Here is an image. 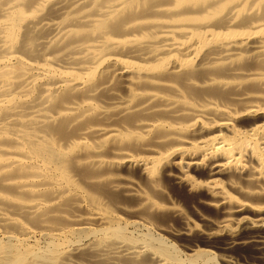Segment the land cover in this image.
Listing matches in <instances>:
<instances>
[{
	"label": "bare ground",
	"instance_id": "obj_1",
	"mask_svg": "<svg viewBox=\"0 0 264 264\" xmlns=\"http://www.w3.org/2000/svg\"><path fill=\"white\" fill-rule=\"evenodd\" d=\"M124 165L186 187L173 168L237 178L226 184L238 196L204 185L246 233L222 248L264 260V219L236 217L264 194V0H0V264H215L210 251L182 259L161 231L90 194L134 190Z\"/></svg>",
	"mask_w": 264,
	"mask_h": 264
},
{
	"label": "rangeland",
	"instance_id": "obj_2",
	"mask_svg": "<svg viewBox=\"0 0 264 264\" xmlns=\"http://www.w3.org/2000/svg\"><path fill=\"white\" fill-rule=\"evenodd\" d=\"M101 140H103V139H100L99 141H101ZM89 142H90V139L88 140ZM90 143H92L93 144V141L91 140V142ZM122 167L124 168L123 170H122ZM169 167H171V165L169 166ZM185 167V168H184ZM184 167H178V169H179V171L177 170V168L174 170V168H173V173L174 174H179V173H183V175H185V176H182V177H184V179L185 180H187L189 183H190V187H186V186H184V185H181V184H177V183H173L174 181H172L169 177H163L162 178V174L159 172V173H157L156 175H154V176H152V174H150V173H147V172H143L138 166H121V168L119 167L118 169H119V172L120 171H123V172H118V170H117V173L120 175V176H123L124 178H127V179H130V180H132V182H134L135 184H136V186L134 187V190H131L130 192H129V194L128 193H125V192H121V191H119L118 192V190H115V191H110V190H108L107 189V187H105L104 188V190L102 189V190H98V189H96V191L100 194V192H101V194L99 195L98 193L96 194V192H95V188H94V190H90V194L96 199V200H98L99 202H102L101 203V206H104V209H106V211H109V212H111V213H113V214H119L122 218H124V219H127V220H138V221H140L141 220V222H143L146 226H148V227H151L152 228V230L153 231H157L158 233L160 232V234L162 235V237L164 238V239H166V241L167 242H169V243H172L173 245H175V247L177 248V250L179 251V254H180V257L182 258V259H187V258H190V257H196V255L198 254V253H200V252H202V251H210L213 255H214V259H215V264H264V260L263 259H258V254L256 253V251L255 250H252V246H249V248L250 249H248L247 247L248 246H243V248H241V247H239V246H233V247H231L230 249H232V250H230V249H228V250H224L223 248H222V243H223V241L224 242H230V241H233L235 238H239L240 236H242L243 234H246V233H244L243 231L241 232L240 230H241V227H240V223L238 222V221H236V220H233L232 219V221H233V223H232V221L230 222V220L229 221H226L225 219H227L222 213L220 214V209L218 208L219 206L217 205V198H218V196L217 195H215V194H213V193H210V192H208V191H206V190H204V185H205V183L207 182V181H210L211 179H217V180H219L221 183H223V184H221L220 183V185L222 186V187H224L226 190H228L229 192H231L232 194H234L235 196H238L235 192H233V191H231L230 189H228V185L227 184H229L230 183V181H235L236 182V179L237 178H235L234 176H232V177H227V173L226 174H221V173H218V174H216V176L215 175H213V176H209V175H207L206 173H205V171H203L204 169L202 168L201 169V167H200V170H202V171H200L199 170V168H194V167H189V166H184ZM128 168V169H127ZM134 169V172H132L133 173V176H131L132 175V173L130 174V169ZM138 168V169H137ZM190 168V169H189ZM121 169V170H120ZM126 169V170H125ZM185 169V170H184ZM188 169V170H187ZM111 170H113V169H110L109 171H111ZM136 170V171H135ZM139 170V171H138ZM190 170V171H189ZM193 170V171H192ZM130 171V172H129ZM181 171V172H180ZM195 171V172H194ZM128 172H129V174H128ZM138 172V173H137ZM144 174H143V173ZM176 172H178V173H176ZM191 174H190V173ZM193 172V173H192ZM202 172H203V176H202ZM229 173H228V175H230L231 174V172L232 171H228ZM126 175H125V174ZM141 173V174H140ZM197 173H199V176L196 174V176H195V174ZM128 174V175H127ZM134 174H136V175H134ZM193 174V175H192ZM205 174V175H204ZM146 175V176H145ZM149 175V176H148ZM201 175V176H200ZM207 175V176H206ZM220 175V176H219ZM126 176V177H125ZM158 176V177H157ZM160 176V177H159ZM187 176V177H186ZM215 176V177H214ZM224 178H222V177ZM135 177H137V178H135ZM145 177V178H144ZM146 177H148V178H146ZM196 177V178H195ZM199 177V178H198ZM208 177H209V179H208ZM234 177V178H233ZM155 178V179H154ZM191 178V179H190ZM202 178V179H201ZM221 178V179H220ZM227 178V179H226ZM138 179H140L139 181L141 182V183H143L144 184V181H149V180H151V179H153L154 180V185H152L151 184V181H149V182H145V184H144V186H146L147 188H148V186H149V188L148 189H150V186H151V190L153 191V189L156 191L157 189L158 190H160L161 192H162V195H164L163 197H161L160 196V191H158L157 190V192H155L154 194L150 191V190H146V187H144L143 186V184H141V183H139V181H138ZM144 179V180H143ZM163 179L165 180V181H163ZM167 179H168V181H167ZM195 179V180H194ZM224 180V182H222L223 180ZM156 180H157V182H156ZM191 180V181H190ZM197 180V182H195ZM203 180V181H202ZM230 180V181H229ZM163 181V182H162ZM229 181V182H228ZM160 182H162V183H160ZM168 182V184H169V182H171V184H169L170 186H166V183ZM237 182H239L238 181V179H237ZM157 183V184H156ZM193 183V184H192ZM203 183V184H202ZM227 183V184H226ZM137 184H138V187H139V189H138V187H137ZM160 184V185H159ZM167 184V185H168ZM177 184V185H176ZM142 185V186H141ZM163 185V186H162ZM174 185V186H173ZM176 185V186H175ZM192 185H193V187H192ZM200 185V186H199ZM227 185V186H226ZM245 185V184H244ZM140 186L142 187V188H140ZM167 187V188H165V187ZM181 186V187H180ZM82 188H83V186H81ZM137 187V188H136ZM171 187H173L172 188V190H171V188H170V190L168 191L167 189H169V188ZM175 187H176V189L178 190L179 189V187H180V189H182V190H180L179 189V192L177 191L176 192V189H175ZM186 187V188H185ZM198 188H199V190H198ZM84 189H87V188H84ZM142 189H144V190H142ZM175 191H174V190ZM186 191H185V190ZM188 189V190H187ZM193 189V190H192ZM204 190V192L203 193H201L203 190ZM106 190H107V192H106ZM112 190V189H111ZM139 190H140V192H139ZM183 190H184V192L186 193H183ZM94 191V192H93ZM172 191H174V192H172ZM182 191V192H181ZM193 191H194V193H195V191H196V193H195V196L197 197V199H196V197L194 196V194H193ZM103 192V193H102ZM110 192V193H109ZM114 192V193H113ZM151 192V193H150ZM164 192V193H163ZM167 192V193H166ZM190 192V193H189ZM200 192V194H198V193ZM113 193V194H112ZM120 193H122L121 194V196H120ZM133 195H132V194ZM144 195H143V194ZM150 193V194H149ZM160 193V194H159ZM193 195H192V194ZM207 193V194H206ZM109 194H111V196L109 195ZM117 194H119L118 196L119 197H121V198H123V199H125L126 198V200L124 201V202H120V199L121 198H119L118 196H116ZM126 196H125V195ZM141 194V195H140ZM152 194L154 195V197L152 196ZM176 194V195H175ZM178 194V195H177ZM191 194V195H190ZM213 194V195H212ZM106 197H105V196ZM130 195H132V196H130ZM156 195H159V196H156ZM173 195V196H172ZM180 195L182 196V197H180ZM190 197H189V196ZM199 195H201V196H199ZM210 195V196H209ZM104 196V197H103ZM107 196H109L110 197V199H111V197H116L115 199H114V197L112 198L113 199V201H111ZM129 196V197H128ZM135 196H137V197H135V198H144L143 200L142 199H140V200H138V199H135L134 197ZM166 196V197H165ZM175 196H177L176 198H175ZM184 196H187V199H185L186 197H184ZM193 196V197H192ZM102 197H103V199H102ZM130 197H131V199L133 198V201L132 200H128V198L130 199ZM148 197V198H147ZM188 197H189V199H188ZM191 197L193 198V199H196V200H193V199H191ZM201 197V198H200ZM259 197V198H258ZM119 198V199H118ZM152 198V199H151ZM161 198H163L162 200L164 201L165 200V198H167L166 200H167V202H166V200L164 201V202H166V203H164L163 201H160L161 200ZM170 198V199H169ZM183 198V199H182ZM209 198V200H207ZM212 198V199H211ZM251 198V199H250ZM250 198H247V202H248V204L252 207V210H251V212L250 211H243V213L241 212L240 213V215L238 214V216H236L237 218H240V217H243L244 218V220H246L247 222H249L250 224H257V222H258V220H262V219H264V215H263V213H262V211H261V207L262 206H264L263 204H264V194H257V195H254V197L252 196V197H250ZM254 198V199H253ZM259 200H258V199ZM109 199V203L106 201V200H108ZM149 199V200H148ZM156 199V200H155ZM159 199V200H158ZM173 199H174V201H173ZM181 199V200H180ZM105 200V201H104ZM135 200V201H134ZM150 200H151V202H150ZM177 200H178V203H177ZM214 200V201H213ZM114 201H116L115 203H114ZM121 201H123V200H121ZM127 201V202H126ZM157 201V202H156ZM176 201V202H175ZM195 201H197L198 202V204H197V202H196V204H195ZM201 201V202H200ZM257 202V203H253V202ZM260 201V202H259ZM113 202V203H112ZM119 202V203H118ZM126 202V203H125ZM133 202H135V203H133ZM138 202V203H137ZM170 202H172V203H170ZM183 202H185V203H187L188 205L190 204V206H188L187 204H183ZM190 202V203H189ZM215 202V203H214ZM127 203L129 204V205H127ZM132 203H133V205H132ZM143 203V204H142ZM150 204L151 206L149 207L148 206V204ZM152 203V204H151ZM155 203V204H154ZM169 203V204H168ZM173 203H174V205H173ZM203 203V204H202ZM213 203V204H212ZM114 204V205H113ZM130 204L132 205V206H130ZM168 204V205H167ZM172 204V205H171ZM175 204H177V205H175ZM194 204V205H193ZM200 204V205H199ZM210 204V205H209ZM215 204V205H214ZM257 204V205H256ZM148 206V207H146V206ZM188 206V207H186V206ZM200 206V207H196V206ZM207 205H209L210 207H208L207 208V206L205 207V206ZM123 206V208H125V209H127V210H129L130 212H127V213H125L124 211H122V210H120V207H122ZM139 208H138V207ZM146 207V209H147V211L145 210V207ZM152 206H154V207H152ZM165 206V207H164ZM175 206V207H174ZM195 206V207H194ZM212 206V207H211ZM216 206V207H215ZM261 206V207H260ZM119 208V210L117 209V208ZM157 207V208H156ZM201 207H203V209H204V211L202 210V208ZM114 208H116V209H114ZM133 208V209H132ZM134 208H137V209H134ZM141 208L143 209V210H141ZM182 208V209H181ZM192 208H193V210H195V211H193L192 210ZM199 208H201V210H202V212H201V210L199 209ZM207 208V209H206ZM215 208V209H214ZM153 209V211H151ZM164 209V210H163ZM170 211H169V210ZM178 209V210H177ZM188 209V210H187ZM190 209V210H189ZM206 209V210H205ZM209 209V210H208ZM217 209V210H216ZM219 209V210H218ZM114 210H116V211H114ZM134 210V211H133ZM149 210V211H148ZM155 210H156V213H157V211H159L158 213H157V215L159 216V221L156 223V220H158V218L157 219H155L156 217H157V215H155ZM177 210V211H176ZM139 211V212H138ZM141 211H143V214L144 215H142V212ZM166 211V212H165ZM182 211V212H181ZM189 211V212H188ZM198 211V212H197ZM210 211H212L211 212V214H210ZM146 212V213H145ZM164 212V213H163ZM170 214V212H171V214L169 215L168 213ZM192 212V213H191ZM208 212V213H207ZM219 212V213H218ZM128 213H131V214H128ZM139 213L140 214V216H139V214L137 215V214ZM147 213H149V214H151L150 216H152V220H150L151 218H148L147 219V217H146V215H148ZM176 213V214H175ZM182 213H185V214H182ZM194 213V214H193ZM196 213V214H195ZM257 213H259L258 215H256ZM125 216H124V215ZM132 214H134V216L132 215ZM146 214V215H145ZM160 214H162V216L160 215ZM165 214V215H164ZM166 214H167V216L168 217H166V222L165 223H163L164 225H165V227H164V225H162V224H160V222L162 223V218L164 217V216H166ZM174 214V215H173ZM180 214V215H179ZM190 214V215H189ZM191 214H192V216H191ZM198 214V215H197ZM208 214V215H207ZM212 214H215L214 216H215V218H214V216L212 215ZM216 214H218V215H216ZM220 214V215H219ZM249 214H252V215H249ZM255 214V215H254ZM129 217H128V216ZM132 215V216H131ZM136 215H137V217H140V218H137L136 217ZM142 215V216H141ZM155 215V216H154ZM197 215V216H196ZM201 215V216H200ZM154 216V217H153ZM172 216V218H169V217H171ZM174 216H176L175 218H174V220H173V217ZM177 216H179V217H177ZM195 216V217H194ZM213 216V217H212ZM216 216H217V218H216ZM240 216V217H239ZM247 216V217H246ZM146 217V218H145ZM201 217L203 218V219H201ZM263 217V218H262ZM165 218V217H164ZM171 219V221H173V222H171L170 220H168V219ZM206 218H207V220H208V222H207V220H206ZM225 218V219H224ZM250 218V219H249ZM260 218V219H259ZM155 219V220H154ZM180 219H182V220H180ZM187 219V220H186ZM210 219V220H209ZM256 219V220H255ZM151 222H150V221ZM167 220H168V222H167ZM176 220H179V221H176ZM205 220V221H204ZM211 220H212V222L213 223H210L211 222ZM221 220V221H220ZM253 220H255V221H253ZM145 221V222H144ZM155 223H154V222ZM181 221V222H180ZM182 221H184V222H182ZM187 221H189V222H187ZM193 221V222H192ZM201 221H203L204 222V224L202 225V222L200 223ZM219 221V222H218ZM223 221V222H222ZM226 221V222H225ZM235 221V222H234ZM149 222V223H148ZM164 222V221H163ZM178 222H180L181 223V225H180V223H178ZM191 222V224H189ZM214 222H215V224H214ZM92 223H94V222H92ZM98 223V224H97ZM167 223H169L168 224V226H167ZM184 223V224H183ZM210 224L209 226H208V224ZM223 223H225V224H223ZM236 223V224H235ZM152 224V225H151ZM177 224V225H176ZM187 224H188V226H187ZM94 225L95 226H97V225H103V224H101L99 221H95V223H94ZM151 225V226H150ZM155 225V226H154ZM204 225H206V227H204ZM212 225V226H211ZM224 225V226H223ZM153 226H154V229H153ZM179 226V227H178ZM181 226V227H180ZM217 226H219V227H217ZM160 227V228H159ZM168 227V228H167ZM169 227H171V228H169ZM188 229H187V228ZM190 227H191V230H190ZM209 227H211V228H209ZM215 227V228H214ZM156 228H158V229H156ZM162 228L164 229V230H162ZM180 228H182V229H180ZM198 228V229H197ZM204 228H205V230H204ZM207 228V229H206ZM209 228V229H208ZM214 228V229H213ZM226 228V229H225ZM227 228H229V229H227ZM168 231H167V230ZM175 229V230H174ZM184 229V230H183ZM197 229V230H196ZM203 229V230H202ZM217 229V230H216ZM219 229V230H218ZM170 230V231H169ZM174 230V231H173ZM178 230V231H177ZM187 230V231H186ZM193 230V231H192ZM213 232H212V231ZM215 230V231H214ZM169 232V233H167V232ZM181 231V232H180ZM187 232V235L185 234L186 232ZM197 231V232H196ZM207 231V232H206ZM238 231L239 232H241V234L240 233H238ZM249 231H251L250 233L251 234H253V235H257L258 234V232H255L256 230L254 229H251V230H249ZM249 231L247 232V233H249ZM254 231V232H253ZM262 231H264V230H262ZM163 232H165V234H163ZM184 232V233H183ZM188 232H190V233H188ZM193 232H195V233H193ZM224 232V233H223ZM253 232V233H252ZM181 233V234H180ZM199 234V236H197L198 234ZM203 233V234H202ZM229 233V234H228ZM166 234H172V237H171V235H166ZM175 234V235H174ZM176 234H178V237H180V236H182V237H185V240L184 239H182V238H180V239H178L177 238V235ZM185 234V235H184ZM189 234H190V236H189ZM197 234V235H196ZM201 234V235H200ZM223 234V235H222ZM227 234V235H226ZM194 235V237H192ZM195 235H196V238H195ZM207 235H210V237H211V244H210V242L209 243H207L204 239H205V236H207ZM236 235H238V236H236ZM240 235V236H239ZM173 236H175V237H173ZM187 236V237H186ZM218 236V237H217ZM232 236H234V237H232ZM170 237V238H169ZM202 237V238H201ZM230 237V238H229ZM191 238H193V239H191ZM219 238V239H218ZM188 239V240H187ZM198 239V240H197ZM203 239V240H202ZM213 239H215V240H213ZM226 239H228V240H226ZM200 240H202V241H204V242H199ZM210 240V239H209ZM212 240H213V242H215V244L212 242ZM218 240H221V241H219V242H217L216 243V241H218ZM187 241V242H186ZM185 242L187 243V244H189V245H187V244H185ZM189 242V243H188ZM195 242V244H193ZM181 243V244H180ZM191 244V245H190ZM195 245V246H193V245ZM209 246H211V247H209ZM217 244H220V245H217ZM180 245H182V246H180ZM183 245H185L184 247H186V249L184 250V247H183ZM198 245V246H197ZM205 246L204 248H203V246ZM208 246V247H207ZM217 246H219V247H217ZM217 247V248H216ZM236 247V249H234ZM187 248H189V250L187 249ZM220 249V250H219ZM217 250V251H216ZM181 251V252H180ZM192 251V252H191ZM246 251V252H245ZM182 252H184V254H185V256H183V253ZM190 252V253H189ZM189 253V254H188ZM250 253V254H249ZM182 254V255H181ZM188 254V255H187ZM249 255V256H248ZM256 255H257V258H256ZM187 256V257H186ZM234 256V257H233ZM248 256V257H247ZM144 257H145V259H144ZM142 259H143V262H144V264H150V263H148L147 261V257L146 256H144ZM254 257V258H253ZM234 258V259H233ZM240 258H241V260H240ZM219 259V260H218ZM224 261V263H223V261ZM196 261H197V264L198 263H200V260H198V259H196ZM260 261H261V263H260ZM127 263L126 264H128L129 262L128 261H126ZM147 262V263H146ZM221 262V263H220ZM125 262H123L122 264H124ZM143 264V263H142ZM161 264H171V263H168V262H166V263H161Z\"/></svg>",
	"mask_w": 264,
	"mask_h": 264
}]
</instances>
